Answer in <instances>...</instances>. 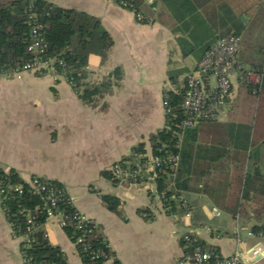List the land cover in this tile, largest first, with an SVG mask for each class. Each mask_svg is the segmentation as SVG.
Segmentation results:
<instances>
[{"label": "crops", "instance_id": "obj_1", "mask_svg": "<svg viewBox=\"0 0 264 264\" xmlns=\"http://www.w3.org/2000/svg\"><path fill=\"white\" fill-rule=\"evenodd\" d=\"M46 1L98 18L114 43L105 60L95 55L89 59L86 82L100 88L91 104L65 80L30 73L20 79L0 76V167L16 170L24 181L40 176L64 185L75 208L101 227L121 264H190L181 261L185 233L196 234L223 257L257 249L259 254L245 264H264V237L250 235L249 223L221 210L213 216L215 206L207 196L188 195L190 219L183 212L170 216L162 211L153 186L113 183L101 175L140 143L150 150L149 135L165 126L164 93L182 86L199 61L182 56L168 25L141 24L112 0ZM148 3L156 6L155 0ZM251 81L257 83L258 77L252 75ZM233 83L234 103L224 121L234 114L240 93L236 76ZM260 151L263 168L264 147ZM102 194L120 201L118 213L104 206ZM145 209L152 219L140 213ZM47 230L67 264H83L61 228L50 223ZM21 241L12 235L0 205V264H23Z\"/></svg>", "mask_w": 264, "mask_h": 264}, {"label": "trees", "instance_id": "obj_2", "mask_svg": "<svg viewBox=\"0 0 264 264\" xmlns=\"http://www.w3.org/2000/svg\"><path fill=\"white\" fill-rule=\"evenodd\" d=\"M112 1L140 14L141 24L168 25L177 35L184 58L201 61L218 38L228 34L241 38L237 65L243 79L234 114L226 121L201 122L194 129L182 130L178 124L183 94L168 90L164 93L169 104L167 124L149 135L148 144L155 157L168 153L178 157L176 168L161 164L155 170L156 191L163 206L169 208L167 215L183 212L178 201L182 193L187 197L201 193L222 212L249 223L253 235L264 237V167L258 164L264 147V0H155L156 6L148 0ZM37 26H41L37 32L46 44L42 60H52L56 70L75 83L71 87L79 98L91 104L100 88L86 82L89 59L95 55L105 60L114 42L98 18L82 11L46 0H0V76L33 60L28 48ZM251 74L258 77L257 83L251 81ZM146 153L145 143H140L119 163H131L138 157L143 162ZM101 175L118 183L111 170ZM14 186H21L22 193L15 192ZM100 198L109 211L118 213L116 197L102 194ZM0 205L13 235L25 237L20 245L23 264H67L62 250L47 237L45 194L34 193L14 169L0 167ZM58 208L67 217L63 231L83 264H105L110 259L121 264L99 225L93 221L79 228L75 206L62 200ZM140 213L147 220L153 218L148 209ZM199 243L203 249L219 253L217 248Z\"/></svg>", "mask_w": 264, "mask_h": 264}, {"label": "built area", "instance_id": "obj_3", "mask_svg": "<svg viewBox=\"0 0 264 264\" xmlns=\"http://www.w3.org/2000/svg\"><path fill=\"white\" fill-rule=\"evenodd\" d=\"M135 16L137 21L142 20L140 14ZM39 29H41V26L34 28L33 42L28 48V51L33 55V60L17 70L7 73L5 76L20 79L23 74L34 72L40 73L42 76H49L54 82L65 80L70 86H75L73 81L71 83L68 81L64 72L56 70L52 60H42L40 55L46 50V44L37 32ZM240 44L241 38L233 34L218 38L202 60L186 75L184 84L180 87L173 86L174 92L183 94V115L178 124L180 129H194L201 122H221L226 119L234 103L233 77L236 76L238 83L243 79L242 68L237 65ZM212 77L215 78L214 83L211 81ZM163 108L166 116L169 113V104L165 96L163 97ZM165 120L167 124V118ZM145 156L147 159L143 162L139 160L140 157L131 163L125 162L122 165L117 162L110 170L119 184L131 183L153 186L152 193L158 197L162 211L166 213L169 208L163 206L161 197L156 191L155 170L161 164H170L172 168H176L178 157L172 153L155 157L150 150L147 151ZM26 183L34 193H44L48 201L49 206L45 223L47 237V227L50 223H54L63 230L66 226L67 217L59 210L58 203L63 200L74 206V198L68 193L66 187L40 176H33ZM13 189L19 194L22 193L21 186H14ZM178 201L183 209V217L190 219L192 210L187 195L182 193ZM212 214L213 216H219L220 210L214 207ZM76 218L80 224L79 228L82 227L81 224L83 223L93 222L79 211H77ZM28 223L31 226L33 225L32 218H29ZM250 235L253 234L250 233ZM14 237L25 240V237ZM199 240V237L194 233H185L182 236L181 241L184 250L182 262L190 264H245L259 254L257 249H252L248 253L243 250H236L231 256L223 257L219 253L203 249Z\"/></svg>", "mask_w": 264, "mask_h": 264}, {"label": "rangeland", "instance_id": "obj_4", "mask_svg": "<svg viewBox=\"0 0 264 264\" xmlns=\"http://www.w3.org/2000/svg\"><path fill=\"white\" fill-rule=\"evenodd\" d=\"M29 73L32 74V75L37 76L38 78H40V77H49V76L36 75L34 72H29ZM211 81L214 83V82H215V78L212 77V78H211ZM235 85H236V83H234V85H233L234 90H235ZM243 98H244V96L241 95V101H240L241 106H242ZM239 100H240V99H239ZM239 109H240V108H239Z\"/></svg>", "mask_w": 264, "mask_h": 264}]
</instances>
